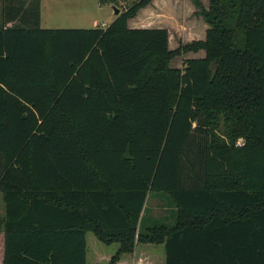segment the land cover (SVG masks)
<instances>
[{"label": "trees", "instance_id": "trees-1", "mask_svg": "<svg viewBox=\"0 0 264 264\" xmlns=\"http://www.w3.org/2000/svg\"><path fill=\"white\" fill-rule=\"evenodd\" d=\"M151 1L90 29L3 2L2 264H86L87 233L117 244L109 264H264V0H189L208 28L174 51L165 29L128 28Z\"/></svg>", "mask_w": 264, "mask_h": 264}, {"label": "rangeland", "instance_id": "rangeland-1", "mask_svg": "<svg viewBox=\"0 0 264 264\" xmlns=\"http://www.w3.org/2000/svg\"><path fill=\"white\" fill-rule=\"evenodd\" d=\"M9 0H0L7 3ZM40 6V27L43 29H90L109 25L115 18L114 9L118 13L126 11L139 0H36ZM205 9L208 0H200ZM27 2V0H26ZM195 8L189 0H152L147 6L140 8L128 20L129 28L162 27L168 33V48L170 51L198 41L205 36L203 19L195 14ZM103 25V26H102ZM203 51L188 52L174 56L170 67L181 68L186 59L201 58ZM202 139L201 134H193L186 146L188 158L195 163L197 145ZM240 143V141H239ZM196 166V170H198ZM195 170V171H196ZM188 174V167L184 165L183 175ZM185 180V178H184ZM162 195H165L164 193ZM146 206V216L166 218L170 223L171 210L160 208L157 200L150 199ZM3 217V202L0 194V218ZM149 218V217H148ZM153 220H156L153 218ZM159 222H164L157 219ZM158 224V223H154ZM118 246H105L98 242L91 234H86V264H109L108 257L115 254ZM139 251V250H138ZM107 257V258H106Z\"/></svg>", "mask_w": 264, "mask_h": 264}, {"label": "crops", "instance_id": "crops-1", "mask_svg": "<svg viewBox=\"0 0 264 264\" xmlns=\"http://www.w3.org/2000/svg\"><path fill=\"white\" fill-rule=\"evenodd\" d=\"M4 4V3H3ZM3 4L1 2L0 4V12H1V9L3 7ZM40 7V6H39ZM114 20V19H113ZM112 20V21H113ZM2 21V18L0 17V22ZM12 25V23H7L6 24V27ZM103 26V25H102ZM108 26V25H106ZM104 26V27H106ZM129 28V27H128ZM145 28H148V29H157V28H154V27H145ZM158 28H162V27H158ZM208 28L207 24L205 23L204 24V30L206 31ZM130 29H134V28H130ZM164 29V28H162ZM166 30V29H165ZM205 36L200 39V40H204ZM150 199H153V200H157L159 202V206L160 208H162V210L165 209V206H164V202L161 200V196L160 195H150L148 198H147V201H146V204L148 203V201ZM1 200H2V197H1ZM3 215H4V207H3ZM3 254H4V233H3V230L1 229L0 227V264H2V261H3Z\"/></svg>", "mask_w": 264, "mask_h": 264}, {"label": "water", "instance_id": "water-1", "mask_svg": "<svg viewBox=\"0 0 264 264\" xmlns=\"http://www.w3.org/2000/svg\"><path fill=\"white\" fill-rule=\"evenodd\" d=\"M113 9H114V15H115V17L118 16L119 15L118 10L115 7H113Z\"/></svg>", "mask_w": 264, "mask_h": 264}]
</instances>
